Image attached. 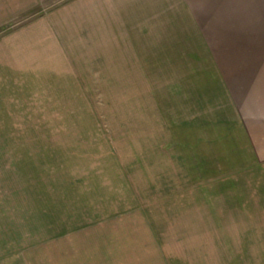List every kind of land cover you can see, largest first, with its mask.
Here are the masks:
<instances>
[{"label": "rangeland", "instance_id": "obj_1", "mask_svg": "<svg viewBox=\"0 0 264 264\" xmlns=\"http://www.w3.org/2000/svg\"><path fill=\"white\" fill-rule=\"evenodd\" d=\"M15 1L0 35L42 32L26 55L46 74L17 83L1 128L16 136H0V264H264V153L226 135L224 104L220 127L185 125L184 96L264 83V25L249 23L264 8L133 0L158 6L143 20L127 0ZM211 130L221 150H177Z\"/></svg>", "mask_w": 264, "mask_h": 264}, {"label": "crops", "instance_id": "obj_2", "mask_svg": "<svg viewBox=\"0 0 264 264\" xmlns=\"http://www.w3.org/2000/svg\"><path fill=\"white\" fill-rule=\"evenodd\" d=\"M182 1L184 8L189 9L191 7L189 0ZM200 1H214L211 5L205 3L204 6L217 8H240L241 6L264 8V3L256 6L254 1L253 3L247 5L241 4V0H229L233 2L226 4H224L225 0ZM15 2V0H0V26L1 24L3 25L8 22L10 20L9 18L15 17ZM133 2L135 1L127 0L126 6L128 5L129 8L136 9L135 13H128V10H124V16H131L135 14L139 15L141 19L144 20V17L147 19L154 16L153 9L155 7L158 8L156 5L141 6L137 3L136 5H133L131 4ZM133 19L128 22V25L140 24L143 21H140L139 19L138 21H135ZM250 19V22L248 21L249 23H262L264 25V17H261V19H255V17L254 19ZM41 22L45 23L44 21ZM147 23L150 24L153 22L148 21ZM41 33L36 27L30 26L19 30L13 29L3 36L0 35V136H16V129L14 126L12 129L7 127L6 131H1V128L5 125L9 126L10 124L8 121L10 119L11 121L14 120L17 83H26V80H29L32 76L35 77V75L41 73L42 71V73L46 74V69H44L45 67H42L40 63L38 64V62H36L35 64H31L33 63V60L28 57L30 55V51L28 52V55H26L28 48H31L29 42L39 40L41 38ZM131 33L138 34V32ZM141 34H143L142 30L139 31L137 36L129 37V39L137 40V48L138 46L140 47V43H138V41L144 40V36ZM138 54L139 51L136 52V55ZM28 83H31L30 80ZM184 88L185 97L191 96L188 99L193 98V96L195 97L194 101L191 103V108L187 107L188 112L185 116V125H191L192 120L194 119L200 120L201 129L205 128L207 121L213 122V127H218L220 119L217 113L222 112V105L224 104V107L225 105L227 106V114L225 117L221 118V122L226 120L232 123V127L227 129L228 133L226 135H240L242 139L241 143L243 151L249 153H264V83H184ZM192 104L200 105L199 113L197 112L196 107L192 106ZM256 124L258 125V128ZM3 129L4 128H2V130ZM229 130H232V132H229ZM205 132L206 131H202L198 135H195V138L198 139L192 143L181 142L177 145L170 143L168 146H179L177 149L179 152L182 147H188L190 153L221 150L220 147L225 145L224 141L222 138L219 139L215 136H217L218 133L222 134V132H215L211 130L210 133H208L209 136L205 135ZM223 135L224 132L220 135V137ZM259 137H262L263 140ZM4 140L8 143L0 145V152L10 150V140L6 138ZM230 150L233 151V149ZM189 151L187 152L189 153ZM188 153L185 157L187 161H190L193 159L194 155Z\"/></svg>", "mask_w": 264, "mask_h": 264}]
</instances>
